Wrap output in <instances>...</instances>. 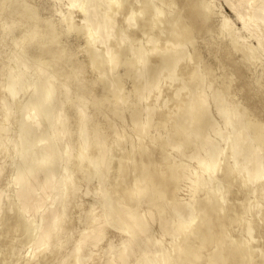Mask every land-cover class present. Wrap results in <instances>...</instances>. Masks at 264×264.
<instances>
[{
    "label": "bare ground",
    "instance_id": "bare-ground-1",
    "mask_svg": "<svg viewBox=\"0 0 264 264\" xmlns=\"http://www.w3.org/2000/svg\"><path fill=\"white\" fill-rule=\"evenodd\" d=\"M6 1L0 264H264V118L201 62L213 0H16L3 24ZM223 1L241 28L217 34L261 61L264 0Z\"/></svg>",
    "mask_w": 264,
    "mask_h": 264
},
{
    "label": "rangeland",
    "instance_id": "rangeland-1",
    "mask_svg": "<svg viewBox=\"0 0 264 264\" xmlns=\"http://www.w3.org/2000/svg\"><path fill=\"white\" fill-rule=\"evenodd\" d=\"M16 0H14V1H12L11 3L10 2H7L6 1V5L5 6H3L2 7V11H1V13H3V16H1L2 17V19H1V21L3 22V24L4 23H8L10 20H11V14H10V11H11V9L12 8H15V7H13L14 6V4H12L13 2H15ZM217 1H218V3H217ZM0 2H1V0H0ZM27 2L29 3V4H31V6H34V7H36L39 11L37 12V14L41 17V19L44 21V19H48L49 17H51V13L52 12H54V11H56V14L55 15H53V17H51V18H53V20L55 21H57V19L59 18V16H58V11H59V8H60V5H61V10H63V9H65L66 8V5H67V3H66V1H62V2H58V3H54V2H52V0H27ZM31 2V3H30ZM154 3H156V5H159V3L157 2V1H155ZM213 3L215 4L214 5V10H213V12H214V14L211 16V18H209L205 23L206 24H208V25H210V24H214L213 25V31L215 32H213L212 31V25H211V27H209L208 25H206V24H204V26H208L209 28H210V32L211 33H207L206 32V36L208 37V38H206L205 37V35H204V33H203V31L204 30H202V29H196L195 31L196 32H198L199 30L201 31H199L201 34H198V33H196L195 31L192 33V36H193V34L195 33V35H196V37H198L197 39L195 38V48L198 46V48H196V50L198 49V51L197 52H199V54H200V57H201V62L203 63V64H207V65H210L213 69H214V71H213V75H217V73L218 74H221L220 72H222V74L224 73L225 75L227 74L226 72H228V74H227V76L229 75V81H231V83H230V86H229V93L231 92V93H235L236 94V100L239 102V104H242L243 102V104H242V106H247V109L248 110H250V112L251 113H256V114H254V115H256V117L258 116V118H260V119H262V118H264V116H261L260 117V112H258V111H261L262 113H261V115H264V108H263V106H264V91H262V90H264V71H263V69H264V52L263 51H261L260 52V57H261V61H258L257 63H254V64H250L249 66H246L245 64L246 63H243V61L242 60H240V57H241V53L239 52V51H235V50H232L231 49V51L230 50H228L229 49V47L228 46H226L225 45V43H224V39L222 38V36L221 35H218L217 33V30H218V27H219V24H220V20H221V18H222V15L223 16H229L231 19H233V26L235 27V28H238V29H240L241 28V25H240V23L239 22H237L236 20H235V17L233 16V14L229 11V9L226 7V5H225V2L223 1V0H213ZM66 4V5H65ZM55 6V7H54ZM219 6V7H218ZM220 7H221V10H220ZM1 8V7H0ZM58 8V9H57ZM217 8V9H216ZM51 9H52V11H51ZM219 9V10H218ZM228 9V10H227ZM218 11V12H217ZM186 14H187V12H185ZM4 19H5V21H4ZM219 20V21H218ZM213 21V22H212ZM218 21V22H217ZM209 22V23H208ZM210 22H212V23H210ZM216 25H218V27L216 26ZM202 27V28H206V27ZM217 27V28H216ZM13 31H16V29H14ZM12 31V32H13ZM243 33V35H244V37H246V33L244 32V31H241V34ZM14 34V33H13ZM217 34V35H216ZM195 35L193 36V37H195ZM200 35H202L201 37L203 38V36L206 38H201L200 37ZM10 36L11 35H9V37H8V40H7V43H10L11 44V42H12V40L10 39ZM216 37H217V41H216ZM199 38H200V40H199ZM214 38V39H213ZM199 40V41H198ZM248 40V42L249 43H251V44H253V45H256V41L253 39V38H248L247 39ZM198 41V42H197ZM206 41V42H205ZM202 42H204V43H202V44H204L203 46H200V45H202L201 43ZM216 42H220V44L221 45H225L226 47H224V45L223 46H220V44L219 43H216ZM197 43H199V44H197ZM217 44H218V47H217ZM202 47V48H200V47ZM205 46V49L203 48ZM6 47V46H5ZM227 47H228V49H227ZM185 48H186V50L187 51H192V49H191V45L190 44H186L185 45ZM209 50H208V49ZM214 48H216L215 50L217 51V49H218V51L216 52V51H214V50H212V49H214ZM222 48L225 50H222ZM210 49H211V51L212 52H214L215 54L213 55V53L211 52V53H209L210 52ZM219 49L220 50H222L223 52H224V54L223 53H221L222 51H219ZM5 50H6V48H4V47H2V49L0 48V56L2 55V54H4V52H5ZM200 50V51H199ZM202 50V51H201ZM228 50V51H227ZM4 51V52H3ZM206 51V52H205ZM227 51V52H226ZM203 52H205V55H204V53ZM231 52V53H230ZM207 53V54H206ZM221 53V54H220ZM231 54V56H230V54ZM203 54V55H202ZM209 54V55H208ZM225 55V59L228 61H225V59H223L224 58V56L223 55ZM229 54V55H228ZM233 54V55H232ZM206 55H208V56H206ZM220 55V56H219ZM204 56H205V58H204ZM217 56V57H216ZM231 58H230V57ZM263 56V57H262ZM203 57V58H202ZM227 57H229L228 59H227ZM239 57V58H238ZM206 58H207V60H206ZM211 58V59H213L212 61L211 60H209V59ZM215 58V59H214ZM204 59H205V61H204ZM223 59V60H222ZM233 59H235L234 61H236L235 63L237 64L238 63V66L239 65H241L242 66V68H240L241 66H237L235 63H234V61H233V63H231L232 62V60ZM239 59V60H238ZM215 60V61H214ZM210 63H208V62ZM211 61V62H210ZM216 61H217V64H216ZM219 61V62H218ZM241 61V62H240ZM207 62V63H206ZM212 62H215V63H212ZM223 62V63H222ZM224 62H226V65H224ZM220 63H221V67L222 68H220ZM229 63V64H228ZM242 63V64H241ZM203 64H200V71H201V74H204V72H205V68H204V66H203ZM215 64H216V66H215ZM219 64V65H218ZM233 64V65H232ZM223 65H224V67L226 68V69H228V70H226V69H224L223 68ZM228 65V66H227ZM235 65V66H234ZM229 66L231 67V69L229 68ZM215 67H216V69H215ZM228 67V68H227ZM236 67V68H235ZM245 67H248V68H245ZM243 68L245 69V70H243ZM251 68V69H250ZM219 69H220V71H219ZM235 69V70H234ZM238 69V70H237ZM242 69V70H241ZM216 70V71H215ZM225 70V71H224ZM230 70H232V71H230ZM251 70V71H250ZM204 71V72H203ZM230 71V72H229ZM234 71H236V72H239V73H236L235 75L234 74H232ZM253 71V72H252ZM203 72V73H202ZM217 72V73H216ZM244 72V73H243ZM259 72V73H258ZM243 73V74H242ZM242 76H241V75ZM245 74H249L248 76L247 75H245ZM258 74H260V75H258ZM202 76V75H201ZM201 76L200 77H196L195 78V81L197 80V82L198 81H200V79H201ZM204 76V75H203ZM226 76V77H227ZM246 77V79L245 80H249L250 82L248 83L247 81H245L244 80V78ZM260 76V77H259ZM250 77H252V78H250ZM250 78V79H249ZM1 79V78H0ZM227 81H228V79H227ZM243 81L245 82V83H243ZM252 82V83H251ZM251 83V85L249 86V84ZM130 84V80H127L126 81V86H128ZM254 84V85H253ZM70 85H71V87H73L72 89L73 90H75V81L74 80H71L70 81ZM244 85V86H243ZM246 86V87H245ZM257 87V88H256ZM100 88H99V86H97V87H95V89H94V91H93V93L91 94V97L93 96V95H95L97 92H98V90H99ZM238 92V93H237ZM263 96V97H262ZM240 97V98H239ZM263 98V99H262ZM245 99V100H244ZM260 99V100H259ZM254 100V101H253ZM258 100H259V103H258ZM243 101V102H242ZM249 101V102H248ZM246 102V103H245ZM253 102V103H252ZM255 102H257V103H255ZM263 102V103H262ZM261 103H262V105H261ZM249 104H251V106L249 105ZM260 104V105H259ZM255 105H256V107H255ZM260 106V107H258V106ZM256 110H255V109ZM98 109V108H97ZM97 109H96V107H90V108H88L87 109V114H88V116H90V115H92V114H96V112H97ZM254 109V110H253ZM260 109V110H259ZM258 112V113H257ZM214 113V112H213ZM214 115H215V113H214ZM129 119H130V114H129V112H125L124 113V122H125V124L126 125H128V121H129ZM115 120V119H114ZM123 122V121H122ZM123 122V123H124ZM75 126V125H74ZM193 128V127H192ZM192 130H195V128H193ZM128 132H126V134H127ZM122 142L123 141H125V139H122L121 140ZM121 142V143H122ZM124 143V142H123ZM174 152V151H173ZM172 152V153H173ZM177 152H174L173 154H176ZM10 190V189H9ZM185 193V192H184ZM186 193H188V192H186ZM186 195H189V193L188 194H186ZM1 208L3 209L4 208V206H1ZM75 220V217H72V219H71V222L72 221H74ZM149 219H151V218H148V220ZM149 221H151V220H149ZM158 232V234L160 235V232L159 231H157ZM154 235H156L157 236V233H155L154 232ZM166 239L168 238V236H166L165 237ZM166 239H164V240H166ZM163 240V241H164ZM64 249V248H63ZM62 249V250H63ZM62 250H61V252H62ZM258 260H261V259H258L257 257H256V262H257V264H261L263 261L261 260V262L260 261H258Z\"/></svg>",
    "mask_w": 264,
    "mask_h": 264
}]
</instances>
